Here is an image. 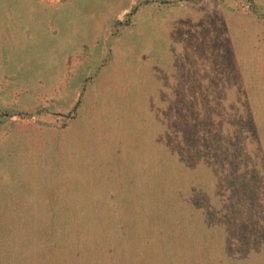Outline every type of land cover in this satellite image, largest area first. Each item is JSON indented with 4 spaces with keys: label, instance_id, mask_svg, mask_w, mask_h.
<instances>
[{
    "label": "rangeland",
    "instance_id": "rangeland-1",
    "mask_svg": "<svg viewBox=\"0 0 264 264\" xmlns=\"http://www.w3.org/2000/svg\"><path fill=\"white\" fill-rule=\"evenodd\" d=\"M236 1L257 28L217 65L137 0H0V264H264V9Z\"/></svg>",
    "mask_w": 264,
    "mask_h": 264
},
{
    "label": "crops",
    "instance_id": "crops-1",
    "mask_svg": "<svg viewBox=\"0 0 264 264\" xmlns=\"http://www.w3.org/2000/svg\"><path fill=\"white\" fill-rule=\"evenodd\" d=\"M58 2L62 0H56ZM139 1L137 11L146 12L155 16L161 13L166 17L167 24L164 28H170L172 36L176 39V30L189 32L190 35L186 38L190 47L196 54H199L206 61L208 58L209 64L221 65L222 63L230 62L233 58V49L237 47L234 40L236 30L240 27L247 26L257 28L256 13L249 12L247 15H241L234 9L236 0H137ZM250 1V0H248ZM251 5L259 9H264V0H252ZM174 6H179V11H171ZM252 6V7H253ZM166 7V12L157 10V8ZM130 7H124V13L127 14ZM159 11V12H158ZM172 13L180 16L179 21L173 19ZM124 14V15H125ZM181 39V38H179ZM255 41V40H254ZM256 43V41H255ZM188 58V57H186ZM186 61H179L185 63ZM242 62H239V64ZM246 63V62H245ZM242 75V73H237ZM236 76V79L239 78ZM264 238H258L261 241ZM252 240V239H251ZM262 246L259 245V249Z\"/></svg>",
    "mask_w": 264,
    "mask_h": 264
},
{
    "label": "trees",
    "instance_id": "trees-1",
    "mask_svg": "<svg viewBox=\"0 0 264 264\" xmlns=\"http://www.w3.org/2000/svg\"><path fill=\"white\" fill-rule=\"evenodd\" d=\"M252 1V0H251Z\"/></svg>",
    "mask_w": 264,
    "mask_h": 264
}]
</instances>
